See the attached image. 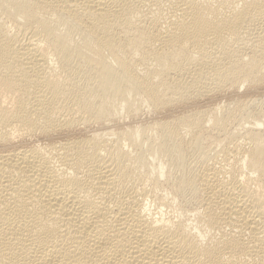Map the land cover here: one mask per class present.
<instances>
[{"label": "bare ground", "instance_id": "1", "mask_svg": "<svg viewBox=\"0 0 264 264\" xmlns=\"http://www.w3.org/2000/svg\"><path fill=\"white\" fill-rule=\"evenodd\" d=\"M0 264H264V0H0Z\"/></svg>", "mask_w": 264, "mask_h": 264}, {"label": "rangeland", "instance_id": "2", "mask_svg": "<svg viewBox=\"0 0 264 264\" xmlns=\"http://www.w3.org/2000/svg\"><path fill=\"white\" fill-rule=\"evenodd\" d=\"M221 102H224V101L222 100ZM141 113H142V114L139 115V119H141V121L138 119V122L141 123L140 126H141V125H145V124H147L149 121H150V122L152 121V119H153V118H152V115L147 114V113L145 114V111H144V113H143V112H141ZM143 114H144V115H143ZM142 115H143V116H142ZM147 115H148V117H147ZM141 116H142V118H141ZM147 118H148V121H147ZM149 118H150V119H149ZM144 119H145L146 121H145ZM142 120L145 121V122H143ZM123 122H125L124 124H126V123H128V120H127V119H124ZM150 122H149V123H150ZM142 123H143V124H142ZM149 123H148V124H149ZM162 181H163V178H162ZM161 189H162V190H161L162 192H161V191H160V192L163 193V186L161 187ZM164 193H165V192H164ZM176 206H177L178 208H180V209L183 210V212H184V214H185L186 217L190 216V214L188 213V211L186 210V208L181 207L179 203H176Z\"/></svg>", "mask_w": 264, "mask_h": 264}]
</instances>
